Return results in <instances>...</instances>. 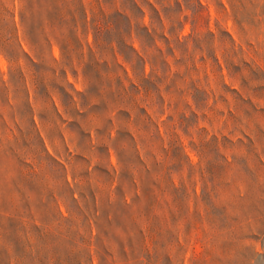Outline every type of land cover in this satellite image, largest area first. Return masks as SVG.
Masks as SVG:
<instances>
[{
  "label": "rangeland",
  "instance_id": "rangeland-1",
  "mask_svg": "<svg viewBox=\"0 0 264 264\" xmlns=\"http://www.w3.org/2000/svg\"><path fill=\"white\" fill-rule=\"evenodd\" d=\"M0 264H264V0H0Z\"/></svg>",
  "mask_w": 264,
  "mask_h": 264
},
{
  "label": "trees",
  "instance_id": "trees-1",
  "mask_svg": "<svg viewBox=\"0 0 264 264\" xmlns=\"http://www.w3.org/2000/svg\"><path fill=\"white\" fill-rule=\"evenodd\" d=\"M46 151V150H45ZM46 153H47V155L52 159V160H54L50 155H49V153L46 151ZM55 161V160H54Z\"/></svg>",
  "mask_w": 264,
  "mask_h": 264
}]
</instances>
